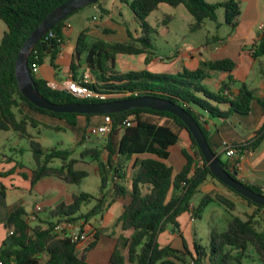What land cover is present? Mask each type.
<instances>
[{"label":"trees","instance_id":"obj_1","mask_svg":"<svg viewBox=\"0 0 264 264\" xmlns=\"http://www.w3.org/2000/svg\"><path fill=\"white\" fill-rule=\"evenodd\" d=\"M67 0H0V20L7 27L0 40V131H12L20 139H25L32 153L33 169L31 184L46 177L57 178L66 184H79L88 176L85 170H76L80 162L73 158L74 151L60 146L44 148L32 134V130L50 129L58 131V127H50L39 122L26 110L48 115L63 120L69 126L77 125L79 116L89 120L92 117H109L112 121L110 132L102 146L84 148L80 159L89 158L98 164L100 186L97 197L87 193L74 195L70 204L61 203L49 211V218L84 219L88 222L92 217L100 215L118 196L125 194V189L117 180L124 179V173L114 166L115 158L121 157L128 161L132 157L145 156L135 162L137 171L132 177L130 201L124 206L119 217L123 231H130L129 237L123 235L117 239L111 254L109 264H185L191 260L193 264H242L249 247L253 248L264 264V229L257 220L264 207L245 199L231 188L218 181L211 173L186 125L175 115L154 111L147 108L134 109L109 115H78L55 114L39 109L31 104L21 93L15 75L17 56L23 44L39 24L57 7ZM99 0L91 6L98 7L101 16L108 14ZM131 12L133 21L138 26L134 34L127 31L128 41L107 42L93 39L82 31L75 46V60L83 62L94 74L95 82L77 81L83 86L106 95H122L118 98L105 100L74 98L65 90H53L47 82L36 78L32 64L41 66L46 58L56 68L55 59L59 47L55 39H46L50 32L56 38H63L66 19L56 24L45 34L31 51L27 63L30 74L39 93L54 104L69 103H104L117 99L152 96L168 100L186 110L196 120L208 142V133L204 127L203 115L210 118L229 120L233 115L245 116L251 111L254 93L244 83L233 88L234 80L229 75L216 92L210 91L204 81L209 72H225L230 74L235 64L230 59L213 62H202L194 71L183 70L176 74L152 73L146 70L120 73L115 70L116 57L145 55V64L153 55L152 34L154 29L147 19L160 11L161 5L172 8L183 6L192 17L191 32L201 30L205 21L216 22V11L223 9L224 22L231 28L236 27L241 15L240 0H225L209 4L206 0H121ZM171 20L165 15L163 22ZM107 34L108 30L102 31ZM50 50L49 54L48 51ZM255 60L264 59V30L259 35L258 42L252 51ZM263 108L264 101H259ZM225 104L227 110H221L218 105ZM129 123V125H125ZM86 126L84 132L86 133ZM188 134L190 151L181 150L184 165L178 173H174L166 161L169 149L175 146L182 132ZM87 136L83 133L80 143L83 145ZM264 140V124L254 133L253 138L244 144L232 145L238 149L254 150ZM220 160V158H219ZM59 162V166H54ZM221 166L232 173L234 169L220 160ZM112 175V176H111ZM213 180L229 192L241 198L254 213L246 219L234 216L235 203L230 199L214 194L203 195L197 207L191 208L200 187ZM249 189L262 195L258 187L243 183ZM147 186L148 192L143 193L142 187ZM113 192V193H112ZM91 200L96 204L85 215L80 214L81 206ZM216 203L230 214L224 231L212 230L207 246L194 245V254L185 248L177 250L170 246L161 247L157 238L168 225L178 227L177 219L184 213L191 212L192 219H200L205 208ZM42 222L32 227L25 219V212L17 208L8 217L5 228L13 231L11 236L0 246V262L2 264H89L85 253L79 256L78 245L68 239H56L53 234L55 222ZM90 244L88 249L93 248ZM87 249V250H88Z\"/></svg>","mask_w":264,"mask_h":264},{"label":"crops","instance_id":"obj_2","mask_svg":"<svg viewBox=\"0 0 264 264\" xmlns=\"http://www.w3.org/2000/svg\"><path fill=\"white\" fill-rule=\"evenodd\" d=\"M119 2L120 4L116 3L115 0L114 2L112 1L110 8L109 5L104 2L103 7L107 9L108 13L113 10V4L115 3L116 6H118L117 8L119 11L121 5L127 7L121 2V0H119ZM92 7L99 13V16H93L90 19L89 25L84 27L82 31L87 30V34L93 39H102L107 42H112L101 38V36H99L100 33L91 29L94 23L99 24L101 22L100 20H97L101 18V13L98 7ZM178 7L183 6L181 5ZM240 8L241 15L236 27L231 28L224 22V26L227 28L225 34H219L218 31L211 33V31L206 28L208 21H205L201 30L197 31L202 34L198 36L191 35L184 38L181 43L182 46H175L171 48L172 50L170 49V51H172L171 56H166L163 59V56L161 55H153V58L150 59L149 63L145 64V66L148 67L152 73L176 74L183 70L194 71L202 62H213L221 59H230L234 62L235 67L230 74L211 71L208 73V77L204 81V84L210 91L216 92L220 84L226 81L229 75L234 80L233 88L240 83L246 84L248 88L253 91L255 97L251 103V111L245 116L233 115L229 120L210 118L207 114H204V127L208 133L209 146L213 152L218 155L220 160L221 156H225L226 161H224V163H227L236 169L237 180L258 187L261 190L264 189V140L258 148L250 150V153L247 155H236L230 158L224 154L222 149L223 142H227L231 145L249 142L253 138L254 133L259 131L264 124L263 108L259 103V101H264V59L260 58L255 60L252 56V51L258 42L259 35L264 30V0H240ZM163 15L165 16L168 14ZM170 16L171 20L169 22L164 23L162 21L166 27L174 20V16ZM221 26L223 25L217 24L216 29L218 30ZM82 31H75L72 23L69 21L66 22L65 28L63 29L64 44L55 59L56 68L50 64L49 58H46L35 73L36 78L42 79L47 83L56 82L60 85H64L68 80L75 81L74 78L77 81L83 78L89 83L95 82L96 79L94 74L85 66V64L82 61L78 62L75 60L76 41L78 35ZM205 33L209 34L210 38L205 35ZM202 35L204 36V40L203 42H200L202 40L200 36ZM195 39H197V42H200V44L196 42L199 45L194 42ZM126 41L128 40L125 39L122 42ZM161 58L162 61H160ZM218 107L221 110L228 109V106L225 104L218 105ZM26 111L39 122L49 125L52 128H77V130L73 131L75 134V141L82 138L87 125L92 128L101 126L104 123V119L101 116L92 117L89 120L83 116H79L77 118V125L71 127L63 120L29 110ZM31 132L32 134L34 133L33 130ZM17 138L21 140L18 136ZM189 146L190 140L188 134L183 131L180 134L178 143L175 146L170 147V155L166 163L173 168L175 174L178 173L184 165L181 150L186 149L187 151H190ZM16 151L21 152L20 150ZM137 158L143 159L145 156L132 157L128 161H123L119 156L115 158L114 166L118 167L121 172L124 173V179L117 180L116 178H113V180L115 182L118 181V183L124 187L125 194L118 196L115 200L110 202L100 215L92 217L88 222H85L84 219L82 220L83 228L91 231L93 236L87 243L79 244L77 251L79 256L85 253L86 262L89 264H109L117 239L122 235L124 237H129L131 235L130 231L125 232L122 230L118 219L124 211V206L130 201L132 177L137 171V168L134 165ZM3 159L4 160L0 161V246L7 238L5 223L14 210L22 208L25 212L26 219L35 206L39 205L42 208V211L37 216V222L30 225L34 227L42 222L43 227H45L44 223L46 222L58 221V219L49 218V211L61 203L70 204L73 196L79 195V193L73 189V186L81 184L83 180L89 176V172L85 170L87 171L88 176L77 185L66 184L54 177L43 178L36 184L32 185V169H28L21 164L15 163L9 158L3 157ZM78 165L79 163L75 167L76 170H84L79 168ZM85 165H88V163ZM94 172L99 176L97 170ZM142 192L144 194L147 193L148 187L143 186ZM207 194L222 195L235 203V210L239 206L244 209L246 215L252 214V207L248 206L241 198L229 192L213 180L207 181L199 189V195L201 197ZM30 200L35 202L30 204ZM194 200L191 204V208H195L198 205ZM92 201H94V203H89L91 206L86 208L87 211L91 210L96 204L95 200ZM25 207H28L27 210ZM82 207L83 205L81 206L80 213L83 212ZM218 208H222V206ZM205 210L200 219H192L191 212L182 214L177 219L178 227L168 225L164 231L159 234L157 238L158 244L161 247L170 246L177 250H183L186 246L192 255L194 254L195 244L207 246L210 241V232L212 230H217L214 227L218 226V220H214L211 224H207L208 240L206 244H202L200 236L201 228L196 224V221L203 218ZM216 213L217 214L215 215L218 216L221 221H224L227 227L230 217L227 218L218 211H216ZM202 231L204 235H206L204 229H202ZM92 243H95L94 247L88 249ZM185 264L193 263L191 260H188Z\"/></svg>","mask_w":264,"mask_h":264},{"label":"rangeland","instance_id":"obj_3","mask_svg":"<svg viewBox=\"0 0 264 264\" xmlns=\"http://www.w3.org/2000/svg\"><path fill=\"white\" fill-rule=\"evenodd\" d=\"M112 1L114 0H104L109 8L111 7ZM209 4H215L217 2H221L223 0H206ZM116 3H119V0H115ZM116 3L113 4V10L106 15L101 16V18L97 19L101 22L99 24L94 23L92 28L94 31L100 33L99 36L104 38L105 40L112 41V42H122L123 40H128L127 30L134 34V32L138 31L137 24L133 21L132 15L130 10L121 5L120 11L118 10V6ZM121 13V16H120ZM163 14L173 15L174 20L168 25L167 27L162 23L164 19ZM93 16H99V13L94 10V8L90 5L81 10L77 13L73 14L69 17L66 22H71L75 31H82L84 27L89 25L90 19ZM216 22H207V29L211 31V33L219 32V34H225L227 28L224 26V11L223 9H218L216 11ZM148 23L154 29V33L152 34L153 38V55H161L162 58L166 56H171L170 49L175 46H182V40L187 38L191 35H200L201 32H191L190 25L193 23L192 17L188 14V12L183 7L172 8L167 5H161L160 11L154 12L148 19ZM159 22V23H157ZM217 24H222L218 30L216 29ZM119 25V26H118ZM103 30H108L109 32L105 35L103 34ZM7 31V27L3 21L0 20V40L3 37L4 33ZM209 38L210 35L206 34ZM201 41L203 42L204 36H200ZM198 38V37H196ZM197 42V39L194 40ZM200 42H197L200 44ZM196 43V44H197ZM197 44V45H199ZM172 50V49H171ZM170 51V52H169ZM149 56L150 59L153 58ZM162 58L160 61H162ZM115 70L120 73L129 72V71H150L151 70L145 66V55L140 56H123L119 55L116 57V64ZM111 98H118L123 97L122 95H112ZM91 127V126H90ZM86 129V133L84 132L85 136H87L83 145H78L80 143L81 138L78 141L74 140L75 134L73 131L76 129H59L58 131H51L46 129H39L40 131L33 130L36 139L40 142V144L44 148H50L54 146H60L63 149H71L74 151L73 158L79 160L78 167L89 172V176L83 180V182L77 186H73V189L77 193H87L91 196L97 197L99 186H100V176H98L94 171H98V164L95 161L86 158L85 160L80 159L79 155L80 152L84 148H91L95 146H102L104 143L105 137L102 136H90L89 128ZM179 147V146H177ZM16 150H20L18 152ZM176 151V150H175ZM3 157L11 159L13 162L23 165L28 169H33V159L32 153L28 146V143L25 139L19 140L14 132L7 131L2 132L0 131V161L4 160ZM221 160L224 162L226 161L225 156H221ZM1 163V162H0ZM88 163V165H85ZM122 163V162H120ZM54 166H59V162H55ZM113 193V192H112ZM200 195L198 194L194 200L196 204L200 202ZM33 200H30V204H32ZM94 201L87 202L83 204L82 213L81 215H85L88 211L86 210L87 207H90ZM87 204V205H86ZM89 205V206H88ZM217 204H210L208 208L205 210L203 218L201 220H197L196 224L200 226V236L202 240V244L207 243V224L212 223L214 220H218V226L214 228L218 231H223L226 228V223L221 221V219L216 216V211L221 212L227 218L230 217L229 212H227L223 207L218 208ZM28 207H25L27 210ZM254 213V209H252V214ZM234 216H238L242 219H246L247 215L244 213V209L240 208L239 206L233 212ZM219 218V219H218ZM257 220L260 222V228L264 229V213L260 212ZM206 232V235H204ZM246 256L242 259V264H263L253 248L249 247Z\"/></svg>","mask_w":264,"mask_h":264},{"label":"water","instance_id":"obj_4","mask_svg":"<svg viewBox=\"0 0 264 264\" xmlns=\"http://www.w3.org/2000/svg\"><path fill=\"white\" fill-rule=\"evenodd\" d=\"M97 1L99 0L65 1L62 5L54 9L27 38L19 51L15 65L16 80L22 95L35 107L55 114L109 115L140 108L169 112L178 117L186 125L187 130L195 140L210 173L222 184L231 188L245 199L264 207V196L255 193L242 182L237 180V171L234 167L232 173H229L221 166L218 155L215 154L209 146L199 123L181 106L168 100L152 96L117 99L99 104L69 103L59 105L48 101L39 93L30 74L27 63L31 51L56 24L66 19L74 12L93 5ZM49 52L50 50L48 51V54Z\"/></svg>","mask_w":264,"mask_h":264},{"label":"built area","instance_id":"obj_5","mask_svg":"<svg viewBox=\"0 0 264 264\" xmlns=\"http://www.w3.org/2000/svg\"><path fill=\"white\" fill-rule=\"evenodd\" d=\"M46 39H55L56 43L58 44L59 50L61 51L64 39L63 38H56L54 33L50 32ZM59 51V52H60ZM32 71L36 73L39 69V66L36 64H32ZM83 82L86 83L83 79ZM47 86L53 90H65L70 93L74 98L80 100H87V99H97V100H105L107 98H111L112 95H106L99 92H96L90 88L83 86V84L78 83L76 81L68 80L65 82L64 85H60L56 82L48 83ZM125 125H129V123H125ZM112 127V121L109 117L104 118V123L98 127H92L89 129L90 136H102L106 137L107 134L110 132ZM222 149L224 154L227 157H234L236 155H247L250 153V150L247 149H238L233 147L231 144L227 142L222 143ZM261 193L264 196V189H261ZM42 211V208L37 205L33 209V211L27 216L26 221L29 224L37 222V216ZM53 234L55 235L56 239L64 240L68 239L72 243L77 245L82 243H87L90 238L93 236L91 231L85 230L83 228V221L82 219H75L72 220L71 218H64L55 222V225L52 229ZM13 234L12 230L7 232V235L11 236ZM0 264H2L0 262Z\"/></svg>","mask_w":264,"mask_h":264}]
</instances>
